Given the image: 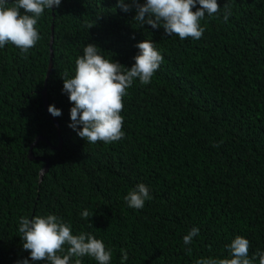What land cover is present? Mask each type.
<instances>
[{
  "label": "trees",
  "instance_id": "obj_1",
  "mask_svg": "<svg viewBox=\"0 0 264 264\" xmlns=\"http://www.w3.org/2000/svg\"><path fill=\"white\" fill-rule=\"evenodd\" d=\"M218 4L199 40H181L139 27L135 9L125 13L116 0H62L38 21L41 39L27 53L0 49V264L29 255L19 218L50 213L73 234L102 239L112 264L122 250L124 264L226 258L237 235L250 241V256L264 250V0ZM144 39L164 59L151 83L135 81L122 98L124 138L87 143L68 126L61 77L75 74L87 43L130 68ZM43 90L59 117L45 110ZM138 183L152 199L134 210L124 196ZM192 227L200 235L186 246Z\"/></svg>",
  "mask_w": 264,
  "mask_h": 264
},
{
  "label": "clouds",
  "instance_id": "obj_2",
  "mask_svg": "<svg viewBox=\"0 0 264 264\" xmlns=\"http://www.w3.org/2000/svg\"><path fill=\"white\" fill-rule=\"evenodd\" d=\"M61 3L62 0H0V49L11 44L27 53L41 39L36 27L38 21L46 10L52 12ZM115 8L125 13L135 9L133 19L139 27L163 28L165 35L181 40L188 37L199 40L205 31L201 25L205 16L221 13L218 0H116ZM231 15V9L224 10V21L227 22ZM135 47L139 50L133 58L135 62L127 68L119 61L105 57L104 50L98 45L87 43L83 54L75 61V74L71 78L61 77L62 92L72 103L68 126L87 143H112L124 138L122 98L135 81L142 85L151 83L160 68L164 57L156 43L144 39ZM48 112L53 117L62 114L55 105H49ZM151 199L150 189L144 183L136 184L124 196L127 206L134 210L143 209L145 202ZM81 216L89 218L90 213L85 209ZM18 232L23 241L22 249L29 253L18 264H35L37 261L82 264V258L86 256L97 264H112V249L107 248L102 239L89 232L73 234L72 225L55 214L22 216L18 221ZM199 235L200 229L192 227L183 236L184 245H191ZM226 248L228 257H201L195 264H264V250H257L250 256V241L244 236L237 235ZM127 260L128 252L122 250L121 264Z\"/></svg>",
  "mask_w": 264,
  "mask_h": 264
},
{
  "label": "water",
  "instance_id": "obj_3",
  "mask_svg": "<svg viewBox=\"0 0 264 264\" xmlns=\"http://www.w3.org/2000/svg\"><path fill=\"white\" fill-rule=\"evenodd\" d=\"M51 56H52V53H51ZM51 67H52V64L50 63L49 68H48V75H49V73L51 72ZM42 100H43L44 108H45V110L47 111V113L49 114V112H48V104H47V99H46V93H45V90H43V92H42ZM38 140H41V138H38L37 141H38ZM31 158H32V157H31ZM45 171H46V170H45Z\"/></svg>",
  "mask_w": 264,
  "mask_h": 264
}]
</instances>
